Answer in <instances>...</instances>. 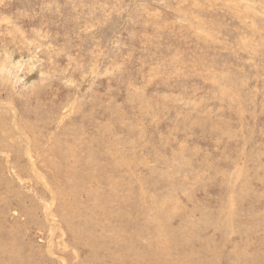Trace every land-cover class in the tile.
Here are the masks:
<instances>
[{"label":"rangeland","instance_id":"374dc122","mask_svg":"<svg viewBox=\"0 0 264 264\" xmlns=\"http://www.w3.org/2000/svg\"><path fill=\"white\" fill-rule=\"evenodd\" d=\"M33 263L264 264V0H0V264Z\"/></svg>","mask_w":264,"mask_h":264},{"label":"bare ground","instance_id":"6f19581e","mask_svg":"<svg viewBox=\"0 0 264 264\" xmlns=\"http://www.w3.org/2000/svg\"><path fill=\"white\" fill-rule=\"evenodd\" d=\"M84 217V216H83ZM87 220V219H86ZM90 221V220H89ZM87 223V222H86ZM86 234V233H85ZM87 235V234H86ZM81 236H83L84 237V234L83 235H81ZM88 236V235H87ZM89 237V236H88ZM83 239H85V238H83ZM82 240V239H81ZM90 240H92L90 237L89 238H87L86 239V241H85V243L88 241H90ZM92 243V242H91ZM127 248V247H126ZM189 252V251H188ZM95 254V253H94ZM39 254H37V256H38ZM28 256V255H27ZM110 256V255H109ZM111 260V259H110ZM28 262V261H27ZM35 262V261H34ZM34 264V263H33Z\"/></svg>","mask_w":264,"mask_h":264}]
</instances>
